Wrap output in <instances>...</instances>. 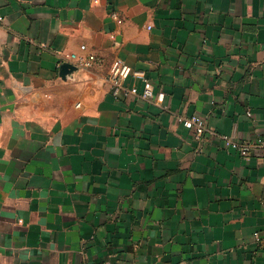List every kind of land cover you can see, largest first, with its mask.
I'll list each match as a JSON object with an SVG mask.
<instances>
[{
    "label": "crops",
    "instance_id": "1",
    "mask_svg": "<svg viewBox=\"0 0 264 264\" xmlns=\"http://www.w3.org/2000/svg\"><path fill=\"white\" fill-rule=\"evenodd\" d=\"M0 264H264V0H0Z\"/></svg>",
    "mask_w": 264,
    "mask_h": 264
},
{
    "label": "built area",
    "instance_id": "2",
    "mask_svg": "<svg viewBox=\"0 0 264 264\" xmlns=\"http://www.w3.org/2000/svg\"><path fill=\"white\" fill-rule=\"evenodd\" d=\"M84 49L85 46L81 45ZM69 57L72 59L78 58L76 54L70 53ZM96 59L95 55L89 54L82 60V65H90ZM107 80L110 83L111 94L115 98H127L129 96H137L144 101L162 103L164 100V92L159 90L154 91V84L152 79L148 76L146 71L134 68L123 59H116L107 74ZM132 82L129 83L128 81ZM188 129H193L197 135H201L206 131V126L202 116L198 114H191L189 116H180L178 118ZM226 146L240 148V145L231 141L226 136H222Z\"/></svg>",
    "mask_w": 264,
    "mask_h": 264
}]
</instances>
